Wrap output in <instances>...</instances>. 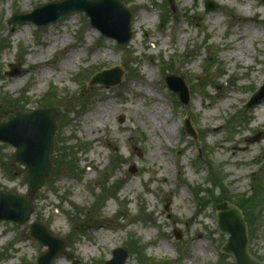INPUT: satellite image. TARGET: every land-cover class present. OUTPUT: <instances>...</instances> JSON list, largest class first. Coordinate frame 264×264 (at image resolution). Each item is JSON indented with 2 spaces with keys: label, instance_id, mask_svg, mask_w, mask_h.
I'll list each match as a JSON object with an SVG mask.
<instances>
[{
  "label": "rangeland",
  "instance_id": "rangeland-1",
  "mask_svg": "<svg viewBox=\"0 0 264 264\" xmlns=\"http://www.w3.org/2000/svg\"><path fill=\"white\" fill-rule=\"evenodd\" d=\"M50 1L0 0V121L10 110L65 107L30 221L0 223V264H35L44 247L27 231L36 220L80 264H105L122 245L124 264H234L220 255L227 235L207 193L253 213L248 250L264 262V99L245 107L264 84V0H211L218 9L207 13L205 0H175L173 12L166 0H123L132 38L122 45L83 13L42 28L7 24L14 9ZM12 63L22 75L5 74ZM114 66L119 84L88 88ZM169 73L183 77L187 105L166 87ZM13 151L0 143V187L24 194ZM136 214L144 219L127 224Z\"/></svg>",
  "mask_w": 264,
  "mask_h": 264
},
{
  "label": "water",
  "instance_id": "water-1",
  "mask_svg": "<svg viewBox=\"0 0 264 264\" xmlns=\"http://www.w3.org/2000/svg\"><path fill=\"white\" fill-rule=\"evenodd\" d=\"M174 9V0H168ZM205 13L216 11L218 6L210 0L204 1ZM71 13H84L92 27L104 37L114 39L118 44L128 43L132 38V12L122 0H53L42 4L30 12L14 11L8 24L32 22L38 27L65 19ZM22 70L18 64H11L7 76H19ZM123 71L119 66L103 70L92 76L89 87L101 84L106 87L118 84ZM166 84L177 95L179 102L187 105L190 99L183 77L168 74ZM264 98V85L256 91L246 107L250 109ZM63 106L35 108L30 111L17 110L0 121V143H8L15 148L13 160L24 166L20 180L27 184V194L0 189V222L11 221L17 224L28 222L34 212L33 196L43 187L50 176L52 155L55 146V133L59 129L58 118L63 114ZM185 131L196 140V133L189 119L184 123ZM219 230L228 234L221 251L233 256L235 264H263L248 252L247 223L242 211L225 201L216 207ZM134 216L128 222L139 219ZM28 234L41 246L47 248L37 256L36 264H51L59 255H66L72 264H79L66 250L67 241L54 235L40 221H34ZM128 256L126 246L116 248L113 257L105 264H124Z\"/></svg>",
  "mask_w": 264,
  "mask_h": 264
},
{
  "label": "trees",
  "instance_id": "trees-1",
  "mask_svg": "<svg viewBox=\"0 0 264 264\" xmlns=\"http://www.w3.org/2000/svg\"><path fill=\"white\" fill-rule=\"evenodd\" d=\"M164 20V19H163ZM166 21V19L163 21V22H165ZM49 104H51V103H49ZM45 105V104H44ZM9 112H11V110L9 111ZM8 112H6V114H7ZM219 195H221V194H219ZM221 201V198L219 197V196H214V203L215 204H217L218 202H220ZM241 207H242V209L244 210V213H245V215L247 216L249 213H251V212H248L247 210L245 211V209H244V207L242 206V205H240ZM251 214H253V213H251ZM255 218V216H252V219H249L248 220V222H249V224L252 222V220Z\"/></svg>",
  "mask_w": 264,
  "mask_h": 264
}]
</instances>
